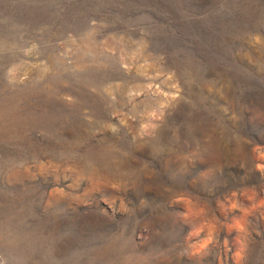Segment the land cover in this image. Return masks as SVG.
Wrapping results in <instances>:
<instances>
[{
    "label": "rangeland",
    "instance_id": "1",
    "mask_svg": "<svg viewBox=\"0 0 264 264\" xmlns=\"http://www.w3.org/2000/svg\"><path fill=\"white\" fill-rule=\"evenodd\" d=\"M0 264H264V0H0Z\"/></svg>",
    "mask_w": 264,
    "mask_h": 264
}]
</instances>
